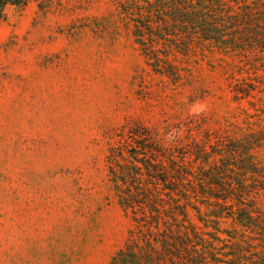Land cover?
<instances>
[{
	"label": "rangeland",
	"instance_id": "obj_1",
	"mask_svg": "<svg viewBox=\"0 0 264 264\" xmlns=\"http://www.w3.org/2000/svg\"><path fill=\"white\" fill-rule=\"evenodd\" d=\"M50 1L0 20V264H111L131 226L107 178L117 129L198 119L241 134L264 118L246 120L214 61L181 87L151 75L120 0Z\"/></svg>",
	"mask_w": 264,
	"mask_h": 264
},
{
	"label": "trees",
	"instance_id": "obj_2",
	"mask_svg": "<svg viewBox=\"0 0 264 264\" xmlns=\"http://www.w3.org/2000/svg\"><path fill=\"white\" fill-rule=\"evenodd\" d=\"M29 1L0 0V20L8 6ZM120 3L151 75L181 87L214 61L232 101L247 105L246 120L264 118V0ZM263 148L264 127L239 134L198 119L158 128L127 121L105 157L131 223L111 264H264Z\"/></svg>",
	"mask_w": 264,
	"mask_h": 264
}]
</instances>
